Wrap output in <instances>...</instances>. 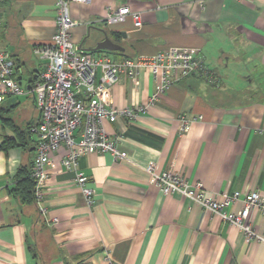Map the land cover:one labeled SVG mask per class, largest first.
Listing matches in <instances>:
<instances>
[{
	"label": "crops",
	"instance_id": "crops-1",
	"mask_svg": "<svg viewBox=\"0 0 264 264\" xmlns=\"http://www.w3.org/2000/svg\"><path fill=\"white\" fill-rule=\"evenodd\" d=\"M199 1L72 3L73 38L84 50L106 34L124 50L89 52L116 61L173 46L198 49L217 81L188 75L153 101L156 83L147 68L120 74L110 103L143 109L135 118L105 121L127 158L92 152L79 159L95 190L90 205L62 165L68 152L62 145L47 169L44 215L13 188L23 166L32 173L35 148L25 130L38 117L32 84L44 68L33 47L56 33V4L0 0V48L14 58L23 88L0 102V264H264L258 211L252 223L262 240H249L191 198L164 193L145 169L155 163L160 171H177L219 200L237 190H259L264 199V0ZM125 6L139 12L142 26L131 16L107 24V15Z\"/></svg>",
	"mask_w": 264,
	"mask_h": 264
},
{
	"label": "built area",
	"instance_id": "built-area-1",
	"mask_svg": "<svg viewBox=\"0 0 264 264\" xmlns=\"http://www.w3.org/2000/svg\"><path fill=\"white\" fill-rule=\"evenodd\" d=\"M88 2L90 0H55L57 31L50 41L33 47L34 53L44 61V68L32 84L38 117L29 128L35 148L31 174L35 183V201L44 215L47 210L41 203L47 169L53 163V153L62 145L68 148L62 165L73 171L74 181L90 205L94 203L95 190L88 186L89 177L79 167V159L92 152L111 153L116 160L127 158L119 147L120 136L110 134L105 121L115 123L122 118H135L143 109L118 108L110 103L111 86L118 81L120 74L133 77L147 68L156 83L151 98L153 101L167 91L173 81L188 75L203 76L211 83L217 81L198 49L173 46L153 56L124 57L116 61L80 48L73 38V28L78 22L72 15L71 5ZM199 2L204 6L205 0ZM128 16L132 17L136 26L143 25L139 12L132 11L128 6L110 12L107 24L123 23ZM15 72L14 58L0 48V102L7 95L23 93ZM189 128L190 122L183 121V131ZM145 169L150 173L152 182L164 193H180L191 198L204 210L238 226L249 240H262L252 223L254 212L264 216L261 191L237 190L232 194L224 193V198L219 200L215 194L211 195L203 189L202 182L191 184L177 171H160L155 163L145 166ZM237 201L242 205L234 211Z\"/></svg>",
	"mask_w": 264,
	"mask_h": 264
},
{
	"label": "trees",
	"instance_id": "trees-1",
	"mask_svg": "<svg viewBox=\"0 0 264 264\" xmlns=\"http://www.w3.org/2000/svg\"><path fill=\"white\" fill-rule=\"evenodd\" d=\"M1 115H2V113L0 110V116ZM29 128H30V126L28 125L25 132L28 135V137H31ZM15 184L16 185L13 188V190L16 193H18L23 200H25V201H33L34 200L35 201V197H34V184L35 183H34V179H33L32 174H31V169L29 170L26 166H23L21 168V170L18 172L17 181Z\"/></svg>",
	"mask_w": 264,
	"mask_h": 264
},
{
	"label": "water",
	"instance_id": "water-1",
	"mask_svg": "<svg viewBox=\"0 0 264 264\" xmlns=\"http://www.w3.org/2000/svg\"><path fill=\"white\" fill-rule=\"evenodd\" d=\"M82 48V47H80ZM84 49V48H82ZM89 51H123L124 50V47L119 44V43H116L115 41H113L109 35L106 34L105 38L101 41H99L97 43L96 46L94 47H91L88 49Z\"/></svg>",
	"mask_w": 264,
	"mask_h": 264
},
{
	"label": "rangeland",
	"instance_id": "rangeland-1",
	"mask_svg": "<svg viewBox=\"0 0 264 264\" xmlns=\"http://www.w3.org/2000/svg\"><path fill=\"white\" fill-rule=\"evenodd\" d=\"M96 52H98V51H96Z\"/></svg>",
	"mask_w": 264,
	"mask_h": 264
}]
</instances>
